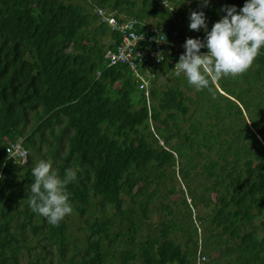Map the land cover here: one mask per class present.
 <instances>
[{"label": "trees", "instance_id": "trees-1", "mask_svg": "<svg viewBox=\"0 0 264 264\" xmlns=\"http://www.w3.org/2000/svg\"><path fill=\"white\" fill-rule=\"evenodd\" d=\"M244 3L0 0V264H264V50L209 92L174 75L179 48L140 65V87L98 13L177 24L185 43L205 37L192 11L211 29ZM17 141L25 163L7 151ZM42 160L77 172L58 226L29 206Z\"/></svg>", "mask_w": 264, "mask_h": 264}, {"label": "clouds", "instance_id": "clouds-1", "mask_svg": "<svg viewBox=\"0 0 264 264\" xmlns=\"http://www.w3.org/2000/svg\"><path fill=\"white\" fill-rule=\"evenodd\" d=\"M199 2L206 7L210 0ZM223 11L225 14L211 29L203 10L192 11L189 16V29L203 30L205 37L186 39L185 51L175 64L174 75L183 76L187 84L198 91L211 92L221 79L246 73L264 50V0H245L242 8L231 5L225 6ZM175 26L179 28L176 24L166 30ZM204 48L207 52H201ZM138 68L131 70L141 82L144 75ZM19 150L22 155L19 161L25 163L28 150L23 146ZM32 175L35 178L30 189L32 212L44 217L50 225L58 226L73 211L67 186L77 180V172L66 169L61 178L51 161L42 160L32 169Z\"/></svg>", "mask_w": 264, "mask_h": 264}, {"label": "built area", "instance_id": "built-area-1", "mask_svg": "<svg viewBox=\"0 0 264 264\" xmlns=\"http://www.w3.org/2000/svg\"><path fill=\"white\" fill-rule=\"evenodd\" d=\"M167 3V1H164ZM103 15V20L107 21L113 29L122 32V40L118 44L117 52H110L112 62H125L134 70L139 64L158 63L165 59L166 55H172L177 50L185 51L182 39L180 38L177 26L165 30L154 25H148L138 20H123L119 22L113 15L98 10ZM137 24H142L143 29H138ZM146 85V80L142 78L140 87ZM22 145L21 142H11L7 148L10 156L20 159Z\"/></svg>", "mask_w": 264, "mask_h": 264}, {"label": "rangeland", "instance_id": "rangeland-1", "mask_svg": "<svg viewBox=\"0 0 264 264\" xmlns=\"http://www.w3.org/2000/svg\"><path fill=\"white\" fill-rule=\"evenodd\" d=\"M200 8H202V6H199ZM185 8H187V9H192L193 7H190V6H185ZM138 72H140V68H138ZM16 159V161L17 160H19V159H17V158H15ZM22 161L23 160H21L20 162L22 163ZM183 186V185H182ZM175 197V196H174ZM159 200H165V201H168L167 199H163V198H160ZM189 200H191L190 198H189ZM196 211H197V209H195ZM194 215H195V211H194V213H193ZM73 216H75V214H73ZM152 219H153V221H157L158 219H159V215L156 213V211H154L153 212V216H152ZM77 221V219H75L74 217H73V222L75 223ZM196 221H197V223H199V220L198 219H196ZM75 230L78 232V229H77V227H75ZM199 239H200V241H202V236L204 235V230L201 228V229H199ZM206 236H208V234H206ZM135 249H137V247L135 248ZM200 249V248H199ZM138 250V249H137ZM215 254L217 255L218 253L215 251ZM23 264H27V259H24L23 260V262H22Z\"/></svg>", "mask_w": 264, "mask_h": 264}]
</instances>
